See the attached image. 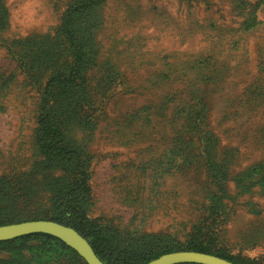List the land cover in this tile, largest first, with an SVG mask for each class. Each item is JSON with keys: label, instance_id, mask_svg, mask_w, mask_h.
<instances>
[{"label": "rangeland", "instance_id": "1", "mask_svg": "<svg viewBox=\"0 0 264 264\" xmlns=\"http://www.w3.org/2000/svg\"><path fill=\"white\" fill-rule=\"evenodd\" d=\"M71 195L126 258L204 241L264 264V0H0V225ZM40 238L0 264H86Z\"/></svg>", "mask_w": 264, "mask_h": 264}, {"label": "trees", "instance_id": "2", "mask_svg": "<svg viewBox=\"0 0 264 264\" xmlns=\"http://www.w3.org/2000/svg\"><path fill=\"white\" fill-rule=\"evenodd\" d=\"M93 2L94 1L83 3L79 1L77 3L71 4L66 9L65 15L62 19L61 30L65 32L67 35L69 46L72 48V54H73L75 63H78L84 56V53L81 49L86 42L85 34L87 32V30L77 29V26L75 25L76 19L78 18L79 13L81 11L87 9L88 6L95 4ZM41 129L43 131H50V130H54L55 128L52 125H47V121H44ZM82 174H85V173L82 172ZM82 179L83 178L79 179L80 182L78 183V186H82V188L85 190V180L83 181ZM70 185H72L71 188L69 187L65 189L66 193H68L71 189H76L75 183L68 184L67 187ZM61 203L63 206L67 208V210L63 211L62 213L63 216H59L57 218L55 217L50 220L57 221L59 223L71 226L74 229H76L89 242V244L91 245L96 255L104 263L106 264H142L160 255V253L149 251V252L138 253L132 258L124 257L125 256L124 254H121L118 251H115L117 245L115 241L113 240L111 233L106 231L99 224H96L88 220L87 217L84 214H82L83 199H78L76 197H73V195H71V198H60V199H56L54 202V204H58V205H60ZM69 208H73L74 212L70 209L72 211L71 212ZM30 235L31 236H35V235L41 236L40 240L42 241L49 240V239H56L54 236L43 234V233H32V234L23 235V236L25 237V236H30ZM5 241H8V240H4V242ZM64 247L66 246L64 245V243L61 242V248H64ZM209 248L210 247L206 242L201 241L198 243L197 246L190 247L185 250H194V251L210 253ZM168 251L172 252L170 250ZM214 255L223 257L236 264H239L237 261H235L232 258L222 256L219 254H214ZM176 264H199V263L182 262V263H176Z\"/></svg>", "mask_w": 264, "mask_h": 264}, {"label": "water", "instance_id": "3", "mask_svg": "<svg viewBox=\"0 0 264 264\" xmlns=\"http://www.w3.org/2000/svg\"><path fill=\"white\" fill-rule=\"evenodd\" d=\"M32 233L54 236L81 256L86 264H106L96 255L89 242L73 227L50 219H32L0 225V241L14 239ZM236 264L223 257L194 250L164 253L142 264Z\"/></svg>", "mask_w": 264, "mask_h": 264}]
</instances>
